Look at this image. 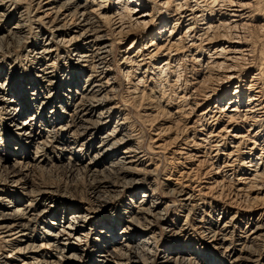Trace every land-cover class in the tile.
<instances>
[{"label": "bare ground", "instance_id": "bare-ground-1", "mask_svg": "<svg viewBox=\"0 0 264 264\" xmlns=\"http://www.w3.org/2000/svg\"><path fill=\"white\" fill-rule=\"evenodd\" d=\"M24 3L32 7L31 14H23ZM24 17H30V26L35 28L29 43L33 62L40 63V68L34 74L25 76L21 72L14 77L0 65V264H60L63 259L71 264L255 262L239 254L260 240L264 230V85L261 70L254 69L248 78L244 77L252 68L246 67L253 52L250 38L262 42L264 50V0H0V24L14 19L9 29L0 26V47L4 42L17 44L30 37L29 19ZM59 42L73 51L71 66H62L54 75L51 72L60 54ZM116 44L125 93L134 100L147 98L145 104L154 103L160 112L161 107H167L166 103L162 106L164 96L159 88L165 83L175 91L178 101L185 103L186 109L178 105L171 111L168 108L169 120L165 116V123L169 125L158 126L157 137L148 146L151 152L155 150L153 153L168 148L184 159L180 182L174 181L180 188H170V192H182L179 199L189 208L186 215L191 209L211 203L206 202V195L223 200L225 207L242 204L248 217L243 237L235 241L241 243L238 249L232 245V237L227 242L238 219L235 214L226 218L225 210L215 229L204 225L206 231L210 230L209 240L199 250H194L191 238L186 236L157 253L159 239L154 222L163 218L164 209L152 196L157 192V187L150 186L152 181L146 186L148 191L140 196L138 193L146 174L157 172V167L148 168L151 157L145 164L150 150H144L142 142H130L127 119L123 115L113 119L121 109L112 103L109 94L118 93L122 86L112 68ZM178 61L190 63L194 75L190 84L185 77L183 85L178 86ZM83 73L85 80L80 83ZM75 97L73 107L67 111L68 99ZM169 105L174 104L171 101ZM48 106L51 109L47 117L43 111ZM147 106L145 112L151 107ZM61 112L69 117L67 122H58L63 117ZM39 121L44 126L40 133L46 132L52 140L35 143ZM180 124L181 134L176 132ZM70 127H75L72 134L84 138L80 143L84 148L94 150L84 165L82 155L75 150L62 158L65 150L73 149L76 136L64 139L57 131ZM172 133L171 148L170 142L159 137ZM52 141L57 144L52 145ZM33 142L35 151L30 155L27 147H33ZM46 147L58 153L57 162L64 168L62 188L72 198L62 208L52 199L56 185L34 182L30 176L48 159ZM191 161L197 164L186 166ZM98 164H103L102 169L95 167ZM201 176L208 180L201 181ZM79 180L86 181L87 187ZM7 184L33 186L27 195H39L42 201L34 207L29 197L24 204L15 205L21 198L7 194ZM126 185L135 189L130 191L127 203L119 207L120 211L116 206L111 212L106 210ZM254 206L257 216L251 219L247 211ZM106 211L112 213L111 223L107 222ZM50 215L53 217L47 221ZM122 221H126L122 230L115 231ZM37 222H48L44 234L37 229L32 233ZM135 224L141 230L133 229ZM89 240L91 253L81 245ZM205 245L220 249V255L207 257ZM50 247L54 251L42 250ZM68 250L72 251L67 254Z\"/></svg>", "mask_w": 264, "mask_h": 264}, {"label": "rangeland", "instance_id": "rangeland-1", "mask_svg": "<svg viewBox=\"0 0 264 264\" xmlns=\"http://www.w3.org/2000/svg\"><path fill=\"white\" fill-rule=\"evenodd\" d=\"M21 5L22 6L25 5L24 7H26L24 9V11H23L24 15L26 13L27 14H31L32 7L28 3L27 4L24 3V4H21ZM24 19H26V20L29 19V20H27L28 24H29V26L32 25V24H30L31 23L30 17H28V18L24 17ZM13 22H14V19L13 20H9V21L7 20L6 22H1L0 26L4 27L5 29H9L12 26ZM29 28H30L29 29L30 30V37L28 39H22L17 44L16 43H11V42H4L2 44V46L0 47V65L7 67V71L10 74H13L14 77H16L21 72L25 73V76H28L30 73L34 74L40 68V63L38 64V62H36V60L34 61L35 63L33 62V60H34V58L32 57V55H33L32 51L33 50L31 49L32 48L31 47V43H29L32 40L33 36L35 35L34 34V32H35L34 29L35 28H34V26H30ZM250 39H251V42L253 44V46H252L253 47V52L250 53V57H248V59H247V61L248 62L250 61V62L248 63V65H246V67L247 66H251L252 68H251V71H249L245 75L244 79L248 78L250 76L251 72H254V69L258 70L259 72L261 70V72H260L261 73L260 81L262 80L261 84L263 83V85H264V58H263L264 57V55H263L264 54V50L261 49V47H262L261 43L262 42H259V40L255 39L253 36ZM58 44H59V46L57 48L59 49L58 53L60 52V54H59V56L57 55V59L54 61L55 65L53 66L54 68H52L53 71L49 70V71H52L51 74H54V75H57L56 72H58L59 69L62 66L64 68H68V67L70 68V66H71V62H70L71 58L70 57H71V53L73 52L72 50L68 51L69 48L65 47L66 43L59 42ZM62 44H64V45H62ZM117 46L118 45L116 44V46L114 47V51L115 52L113 51V54H114L113 55V57H114L113 60H114V62H113V67L112 68H113V74H116V75H114L115 80L117 81V83L121 82L122 86L117 89L118 93L116 92L113 96H111V94H109V97L112 98V103L113 104L117 103L118 105L116 104V106L119 109H121V110L119 112L117 111L118 109L116 110L117 112L114 113L113 119L115 120L116 117L120 118L123 115L127 119L126 120L127 121L126 124L129 126V128H131V136L129 137L130 142L131 143H134V142H139L140 143V142H142V145H141L142 148L149 152L150 149H148L149 148L148 146L152 145V140H153L152 138L155 139L157 137L156 134H157L158 130H155V129L156 128H160V127L162 128V126L165 127V126L169 125L168 124L169 122L165 123V122H167L169 120V117H168L169 109L171 111L174 107H176L175 105H178L180 108L183 107L184 109H186V106H185V103L183 101H178V99L174 96L175 95V91H172L170 86H166L165 83L161 84V86H159V88H160V92L162 91L161 93H163L162 96H164V99H163L164 102L162 103V106H165V103H166V105H167L166 108L167 109L166 108L164 109L163 107H161L160 108V112H158L159 111L158 108L155 110L154 103L150 104L151 107L147 106L145 104V102H146L145 100H147V98H145L144 100H143L144 97L140 98V99L143 100V102H142L140 99L134 100L131 95L125 93L122 90L123 87H124L123 84H125V83H124V81L122 79V75H121L120 70H119V68L117 66V64H118L117 55H118V52H119L118 51L119 47H117ZM261 51L263 53H260ZM261 58H263V60ZM187 63L188 64H186V62L184 63L182 61H178V65L180 64L179 66L177 65V63H175V65H176L175 66V74H176V76H179V80H180V81H178V83H179L178 86L183 85V83L185 81L184 80L185 77L189 80V81H187L188 84H190V81H193V79H192L193 77H191V76H194V75L192 74L191 69H189V66H190L189 64L190 63L189 62H187ZM260 64H262V65H260ZM57 66H58V68H57ZM54 71H56V72L54 73ZM136 74L138 75V72ZM85 75H86L85 73H83L81 75L80 78H82V79H81L80 83L84 82ZM261 84H259V85L262 86ZM232 85H231V87H232ZM175 88H177V85H176ZM76 99H77L76 97L74 99H72V100L68 99L70 101H69V107L67 108V111H69L70 108L73 107V103H74V101ZM140 101L142 102L141 105L139 104ZM171 101H172V103L174 105L170 106L169 104H170ZM213 104H214V102H211L210 105H213ZM208 105H209V103H208ZM145 106H147L148 108L150 107L149 109H147L146 112L144 111V109L146 108ZM202 107L204 108V105ZM202 107H200V108H202ZM50 109H51L50 106H48L47 109H45L43 111V114L48 117L49 116L48 114H50V112H48V111ZM30 110H34V108H31ZM165 111H166V113H165ZM148 112H150V114H149L150 116L149 117H153L154 115L157 116V117L156 118L153 117V119L151 118L152 120L149 119L148 116L144 117L143 114L148 113ZM156 113L158 115H156ZM59 114H61V116H63V117L61 118L62 120H60V121L58 120V122L63 123V122H67L66 120H69V117L66 114H64V112H61ZM165 116H166V118L168 117L167 118L168 120L165 118ZM25 117H23V118H25ZM146 118H148L149 120L148 119L145 120ZM205 123H206V121H205ZM158 126H160V127H158ZM43 128H44V126H43V124H41L40 121L36 123L35 130L37 131V133L39 135H37L35 137V143H36V141L44 140L45 138H48V140H52L51 137L50 138L46 137V132L42 131V133H40ZM181 128H182V124H180L179 127L176 128V132L181 134V131H182ZM74 129H75V127H72V128L70 127L68 129H66V128L60 129V132L57 131L59 137H62L64 139H70V138H72V136H76L75 137L76 138L75 143L72 144L73 149H70L69 151L65 150L63 155H62V158L66 159L67 156H70L71 154H74V150H75L77 155L78 154L82 155L83 162L81 163V165H84L90 159V157L94 153V150H90V149L87 150L86 148H84V144L83 143L80 144L83 141L84 138L78 137V135L72 134ZM98 135H100L99 132L97 133V136ZM169 135H162L161 137H159V139L167 141V142H170L168 147H171L170 139L172 138L173 133L169 134ZM134 136L137 139L134 138ZM138 140H141V141H138ZM53 141H55V138H53ZM53 141H52V145H56L57 143H54ZM57 142L59 143V141H57ZM96 142H98V139H97V141H95V143ZM35 143L33 142V147L32 146L31 147L30 146L27 147V152H28V149H29L30 150L29 151L30 155L34 154V151H35L34 149H35V145H36ZM47 143L50 144L51 142L47 141ZM79 147H80V150L77 149ZM46 148L48 149L47 150L48 154L46 155L47 158H48V159H46L47 163L46 162L45 163L41 162L42 163V166H40L41 168L34 169L33 172L31 173L32 175H30V176H31V178L33 179L34 182H41L43 184H48L51 187L56 185L57 191L53 192L52 199L55 200V202H58L59 207L62 208L63 207L62 204H66L65 206H67L69 201H71L72 198L65 191H63V188H62L63 185H64L63 182H65V180H64V168H63V166L61 164H58V162H57L56 158H57L58 153L55 151V149L53 147L52 148L46 147ZM117 152H115V153H117ZM153 152H155V150H153ZM153 152H151V150H150V152L147 153V156L149 157V159H147L148 157L146 158V161H145L146 163L145 164H147L149 162L150 157H151V161H150V163H148V164H151V165H149L148 168L154 169L155 166H156L157 167V172H154V173L152 172L150 174H146L145 183H143L141 186L139 184L140 188L138 189L139 190L138 193H139V196H140V194L144 190L148 191V189H147L148 185L152 181L150 183V186L153 185L152 187H157V192L155 193V195H152V196L155 197L156 199H159L158 200L159 208L160 209H164L163 210V213H164L163 214V218L161 220H157V222L155 221L156 223L154 222V226L156 225L155 226V232H157V234H158L157 237L159 239V240H157L158 241L157 242V247L159 248V249H156L157 253H159L161 249H165V248H161V247L170 246V245L173 244V242L175 240H179V239L182 240L186 236H188V238H191L193 246H194L193 247L194 250L195 251L199 250L201 248V244L202 243L208 244L207 241L209 240L208 232L210 230L206 231L204 225L210 226L211 229H215L216 225H218L220 223L221 217H223L222 216L223 215L222 212H224L225 210H226V213H225V217L226 218L235 214L234 215L235 218L238 219L237 220V227H235L234 229H231L230 230V234L231 233L232 234L230 235V237H227V239H228L227 242H230L233 239L231 241L232 245L235 244V248L238 249V247L241 246V243H236L235 241H236L237 237H243L242 236L243 235V230L245 228V222L247 221V217H248V216L244 215L246 213V211L244 209V206L242 204H241L242 205L241 206L239 204H235L234 203V204H232V205H234L233 207L231 205H229L228 207H225L226 204H224L223 200L222 201L221 200L218 201L216 198H214V197L210 198V195H206L208 197V198H205L206 202L207 201L209 202V200H210L211 203L206 204L205 206H201L200 205L196 209L195 208L191 209L190 215H186V213L189 210V208L187 206H184V205L180 204L181 201H180L179 198L181 197L180 194L182 192H180V193H178V192L176 193L175 192L176 193L175 194V193H171L170 190H169L170 188H175V191H177L180 188V185L174 184V181L177 182V183L180 182V180L178 181L179 174L181 173L182 168H184V166H185L184 159H183L182 155L179 154V153H175V152L172 153L171 150L168 149V148H167L166 151L159 150L156 153H153ZM195 164H197V162L191 161V165H189V164L187 165L186 164V166H190L191 167V166H195ZM205 166H206V164L203 167H205ZM95 167H97V169H100V168L102 169L103 164H98ZM138 167H140V166H138ZM206 169H204V170H206ZM198 171H199L200 174L202 173L201 175L204 174L203 171H201V170H198ZM104 176H106V174ZM140 176L142 177L141 173H140ZM201 177H202L201 181H207L208 180L204 176H201ZM100 178H102V176H100ZM85 179H87V178H85ZM79 183L80 184L82 183V185H84V188L87 187V185H85L86 181L79 180ZM58 185H59V187H58ZM126 186L127 187H125L121 191L120 194L118 193V194H116L114 196V199L112 198V204L109 205L107 207L109 209L106 208V210H109L111 212V210L113 211V207L114 206H116V208L118 207L117 210H119V211H120V208L122 209V205L124 203H127V199L130 196L129 195L130 191H134L135 190V189H131V190L128 189L129 185H126ZM146 186H147V188H146ZM32 187L33 186H30V185L28 186L27 185V186H25V188H21V186L19 184H16V185L15 184H11V185L7 184L6 185V188L9 190V191H7L9 193H7V194H12L14 196H17L16 198H18V197L21 198L19 202L15 203V205L20 206L21 204H24L25 201L28 200V198L30 197V199H33V206L35 207V205L38 202H41L42 200L40 199L41 196H39V195H34L35 197L27 195V192H30ZM149 192H150V189H149ZM2 196H4V194H2ZM45 203H49V200L45 201ZM49 204H51V203H49ZM11 205H14V204L11 203ZM80 205L83 206L84 204H80ZM84 206H87V205H84ZM255 208H256V206H254L251 210L249 208V210L247 211V213L250 214L251 219H255V217L257 216L256 213H255ZM119 211H118V214H120ZM110 212L106 211V213H105V215H108L107 222H109V223H111V218L110 217L112 215V213H110ZM100 216H103V215H100ZM113 216H114V214H113ZM244 216H245V218H244L245 220L243 219ZM52 217L53 216L50 215L47 218V221H51ZM200 217H203L204 221L200 222L199 221ZM119 218H120V216H119ZM61 223H62V220H61ZM124 224H126V221H122L119 225H117L116 228H115V231H121L123 226H124ZM48 226H49L48 222L47 223L37 222L35 224L34 228H33L32 233L37 231L40 234H44V233H42V230L48 229ZM133 229H135L136 231L137 230H141L140 227L138 225H136V224H135V227H133ZM262 234H264V230L262 231ZM262 234H261L260 240H257L254 244L249 246V248L246 247L245 249H242L241 252H243V253L239 254L236 251L234 254L236 256H238V254L239 255L248 256L249 260L250 259L251 260L252 259L256 260L255 262L247 261V264H261L262 261H264V235H262ZM140 235H142V234H140ZM41 238L42 237H38L39 240ZM140 238H141V236H140ZM230 238H231V240H230ZM261 241H263V242H261ZM81 245H82L83 248H85V252L91 253L90 250L92 248V244L90 243V240L87 241V243H84V241H82ZM204 249L208 253L207 257L211 258L212 257L211 254L212 253L214 255L215 254L216 255H220V253H218V250H220V249H216V248H214L212 246H207V245L204 246ZM42 250H45L47 252L54 251V250H52L51 247L50 248H44ZM71 251L72 250H68V251H66V253L68 254ZM176 251L177 250L175 249L174 253H173L174 257H175V254H177ZM86 256H87V254H86ZM240 261L242 262V260H240ZM64 262H67V261L63 259L60 262V264H71V262H68V263H64ZM224 264H227V262H225Z\"/></svg>", "mask_w": 264, "mask_h": 264}]
</instances>
